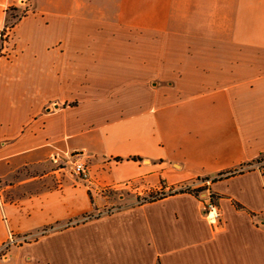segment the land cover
I'll use <instances>...</instances> for the list:
<instances>
[{"label": "crops", "instance_id": "obj_1", "mask_svg": "<svg viewBox=\"0 0 264 264\" xmlns=\"http://www.w3.org/2000/svg\"><path fill=\"white\" fill-rule=\"evenodd\" d=\"M9 9L24 13L2 40ZM55 153L91 180L13 179ZM263 153L264 0H0V244L19 238L0 264H57L39 245L96 221L105 256L134 237L139 264H264ZM149 190L162 195L138 202Z\"/></svg>", "mask_w": 264, "mask_h": 264}, {"label": "rangeland", "instance_id": "obj_2", "mask_svg": "<svg viewBox=\"0 0 264 264\" xmlns=\"http://www.w3.org/2000/svg\"><path fill=\"white\" fill-rule=\"evenodd\" d=\"M24 13V10L16 12L13 11L12 9L8 10V17H6V20L4 22V25L2 27L1 32L4 34L7 30L10 29V27L13 25V23ZM2 40L7 39L6 36L1 35ZM54 156H57L55 153ZM50 161H47L44 166L42 167H37V168H26V169H20L14 173L13 179H21L24 176H29L35 173L41 172V170L46 171L48 167H54V166H64L68 167V170H71L72 174H75L72 171V165L73 162L63 164L61 163L57 157V160H54L52 157L50 158ZM77 161V160H76ZM74 161V162H76ZM86 164V162H85ZM258 165H264V153L259 156L257 159H255L251 164L250 168L255 169L258 167ZM87 166V164H86ZM88 168V166H87ZM89 171V169H88ZM86 180H91V175L89 173V177ZM13 183L12 181H10ZM4 184H7V181L5 183H2L0 185V188L4 186ZM184 184H181L183 186ZM180 186V187H181ZM40 187L39 183H33L29 186H26L27 190H33L37 189ZM180 187H177L174 190L176 191H181L185 189H181ZM110 195L116 196L120 194V197L123 198L125 197L126 200L130 199L129 196H134L136 192L128 191V190H121V191H115V190H106ZM172 191V190H169ZM13 190L12 189H6L4 191V194L7 195H12ZM171 193V192H170ZM129 195V196H128ZM161 192L160 190L154 191V190H149L147 193H142L141 195L137 196V201L138 202H143L144 199H149L150 197L156 196V197H161ZM212 199V201L215 203V196L214 193H211L209 195ZM126 200H119L116 201L112 204H109L105 206L103 209H101L98 212H91L89 214H84L83 216L78 217L75 221L70 222L73 224L79 223L88 219H93V218H99L106 216V214H110L114 212L115 210L119 209L122 206V203H126ZM207 202H204L205 206L207 207ZM110 222L108 221H96L94 223H91L85 227H83L82 230H78L73 234V238L71 239H63L61 237L55 238V244L59 247L58 249H54L55 246L54 242L52 243V240L50 239L46 241L45 243L39 245V248H44L41 249V255L45 254L46 257H50L51 255L57 256V264H139V262L145 263L149 259L150 255V250L148 246H143L142 250L138 249V244L136 243L135 245V240L134 237L132 241L129 244V249L123 250V252H118L117 254H108V256H105L100 253V251H103V248H107L109 242V229L110 226H108ZM65 227V226H64ZM55 228H61L60 226H55ZM51 227H46L43 228V232L51 230ZM39 235V234H38ZM122 236V235H121ZM123 237V236H122ZM29 238V237H28ZM124 238V237H123ZM31 239V238H30ZM127 246L128 243H125ZM47 248V250H46ZM94 252V257L92 256V253Z\"/></svg>", "mask_w": 264, "mask_h": 264}, {"label": "built area", "instance_id": "obj_3", "mask_svg": "<svg viewBox=\"0 0 264 264\" xmlns=\"http://www.w3.org/2000/svg\"><path fill=\"white\" fill-rule=\"evenodd\" d=\"M1 35L6 36V38H7L8 35H9V30H7L4 34L1 32ZM4 40H6V39H4ZM52 158L54 160H57V156H54L53 155ZM72 171L75 174L79 175L84 180L88 179V177H89L88 168H87L85 162H83V161H76V162H74L73 165H72ZM180 188L181 189H186V186L183 185ZM172 191H174V190H172ZM154 198H157V197L156 196H153V197H150L149 199H154ZM207 200H208L207 207L204 204V212H205L207 218L209 219V221L211 223H215L216 220H217V217L219 215L218 214V210L216 208V204L212 201V199H211L210 196H209V198ZM213 211H214V214L212 215L211 213ZM41 232H43V230H41ZM27 238H28V236H22L20 239L24 241ZM18 240H19V238L15 237L13 234H11L9 236V238L7 239L6 242L1 243L0 244V258L1 257H4L5 251L8 248V246L9 245H12V244H16Z\"/></svg>", "mask_w": 264, "mask_h": 264}, {"label": "bare ground", "instance_id": "obj_4", "mask_svg": "<svg viewBox=\"0 0 264 264\" xmlns=\"http://www.w3.org/2000/svg\"><path fill=\"white\" fill-rule=\"evenodd\" d=\"M211 214L213 215L214 214V211Z\"/></svg>", "mask_w": 264, "mask_h": 264}, {"label": "trees", "instance_id": "obj_5", "mask_svg": "<svg viewBox=\"0 0 264 264\" xmlns=\"http://www.w3.org/2000/svg\"><path fill=\"white\" fill-rule=\"evenodd\" d=\"M263 166V165H262ZM181 191H185V190H181Z\"/></svg>", "mask_w": 264, "mask_h": 264}]
</instances>
